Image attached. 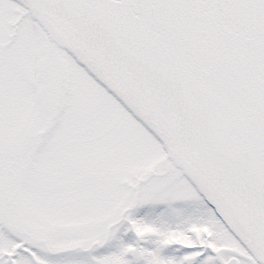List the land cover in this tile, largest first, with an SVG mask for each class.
Instances as JSON below:
<instances>
[{
  "label": "snow or ice",
  "instance_id": "6c2138e0",
  "mask_svg": "<svg viewBox=\"0 0 264 264\" xmlns=\"http://www.w3.org/2000/svg\"><path fill=\"white\" fill-rule=\"evenodd\" d=\"M0 264H264V0H0Z\"/></svg>",
  "mask_w": 264,
  "mask_h": 264
}]
</instances>
